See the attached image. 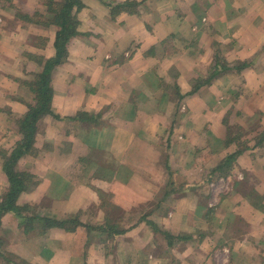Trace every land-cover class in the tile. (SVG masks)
<instances>
[{
	"label": "crops",
	"instance_id": "obj_1",
	"mask_svg": "<svg viewBox=\"0 0 264 264\" xmlns=\"http://www.w3.org/2000/svg\"><path fill=\"white\" fill-rule=\"evenodd\" d=\"M45 1L0 0L1 154L21 142L30 83L55 55L57 28L20 18L46 16ZM125 1L146 12L111 19L104 2ZM80 2L87 36L51 72V113L17 164L39 183L17 205L81 226L24 234L8 213L3 252L28 264H264V0ZM161 233L191 238L169 246Z\"/></svg>",
	"mask_w": 264,
	"mask_h": 264
},
{
	"label": "trees",
	"instance_id": "obj_2",
	"mask_svg": "<svg viewBox=\"0 0 264 264\" xmlns=\"http://www.w3.org/2000/svg\"><path fill=\"white\" fill-rule=\"evenodd\" d=\"M104 5L108 8L111 19H114L121 13L141 16L146 12L143 10L141 4L135 1H125L119 4L104 2ZM45 6L46 16H42L39 13H34L31 16L20 14V18L29 24L44 28L52 26L57 28L53 44L55 55L44 62L42 72L30 83V90L35 96L36 103L28 107L26 116L19 122L20 133L22 134L21 142L16 145L10 154L0 153L2 169L6 176L5 190L0 195V225L2 217L8 213H12L16 218L20 219V228L24 234L33 232V234L38 236L44 235L51 228H60L68 233H73L78 226H81L77 219L58 220L52 217L40 218L35 214L37 209L34 205H17L19 196L22 193L32 191L39 183L34 175L27 171L19 170L17 164L22 157L31 154L33 151L36 123L51 113L52 91L50 89V77L52 70L66 62L68 55L67 45L71 39L82 35L87 36V33L79 32L77 13L83 8L80 0H46ZM247 65L248 63L246 62L236 63L235 69L240 71L246 68ZM194 92H196L195 88L187 92L186 96H190ZM79 116L80 114L77 117ZM239 136L232 138L230 142L235 139L238 140ZM254 140L256 141V146L261 147L264 145V129ZM246 148L243 146L242 149ZM239 154L240 152H236L233 155L225 157L223 161L224 165L222 164V166L224 168L227 167L228 163L230 164L234 161L235 157ZM250 196L251 198H257L254 192H250ZM256 205L258 206L259 203L256 202ZM151 227L155 231V226L151 225ZM161 234L165 237L169 246L176 244H171V240L175 238L185 241L191 238V235L173 237L168 233ZM116 235H119V233L107 236L108 238H113ZM2 247L3 244L0 240V264H28L12 253L3 252Z\"/></svg>",
	"mask_w": 264,
	"mask_h": 264
},
{
	"label": "rangeland",
	"instance_id": "obj_3",
	"mask_svg": "<svg viewBox=\"0 0 264 264\" xmlns=\"http://www.w3.org/2000/svg\"><path fill=\"white\" fill-rule=\"evenodd\" d=\"M150 19H152L151 17H150ZM151 22H152V20H150Z\"/></svg>",
	"mask_w": 264,
	"mask_h": 264
},
{
	"label": "built area",
	"instance_id": "obj_4",
	"mask_svg": "<svg viewBox=\"0 0 264 264\" xmlns=\"http://www.w3.org/2000/svg\"><path fill=\"white\" fill-rule=\"evenodd\" d=\"M0 22H1V18H0Z\"/></svg>",
	"mask_w": 264,
	"mask_h": 264
}]
</instances>
